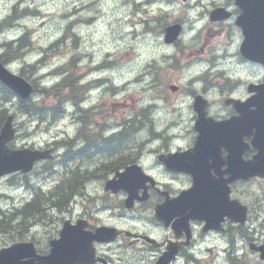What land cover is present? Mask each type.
I'll return each mask as SVG.
<instances>
[{"label": "clouds", "instance_id": "1", "mask_svg": "<svg viewBox=\"0 0 264 264\" xmlns=\"http://www.w3.org/2000/svg\"><path fill=\"white\" fill-rule=\"evenodd\" d=\"M15 3V0H0V6H2L5 10V16L0 17V20L6 18L7 15L11 14L12 4ZM233 7L238 5L237 0H231ZM199 4V8H206V4L200 3V0H165V4L158 7L160 8L159 16L162 20H167V18H171L173 21L179 20L181 23V31L177 33V41L179 44L175 43H165L159 28L157 27L156 21L150 19V30H145L143 26H141L140 33L136 36V39L128 40L127 43L132 49L133 59L129 62H126V66H121L117 68H113L106 73L108 82L101 86H93L91 85V78L87 81H78V85L81 88H85V85H89L85 88L82 93V97L77 99L76 103H73L71 98H68L64 101L63 107L67 110L69 114L73 113L77 109H79L82 113H86L89 110L96 109L107 97L108 93L104 91V89L109 86L118 87L116 84L117 78L123 81L125 78L129 81L128 91L136 96L141 107H149L150 105L156 104L157 107L154 111L150 112V119L153 121L152 130L156 133L165 132V128L167 127V138H168V146H167V156H173L176 154H184L185 152L194 148L197 143L196 140H192V134L194 129L192 127V116L191 113V95L192 93H196L197 95H202L205 98L208 97L209 93H211L212 100V112L210 114L211 119L214 122H225L230 120L232 117L238 116H229L228 111L224 104L221 102L224 98L231 97L232 101H239L244 103L249 100L248 87L250 83H258L259 86L264 85V75L259 77V80H249L245 76H238L231 71H225V78L230 82L231 87L225 90H221L219 87L213 86L206 90L205 88V80L203 77L205 73L212 74V70L210 69L207 63H204L202 66V71L199 74H195L194 76H189V66H181L178 75L179 81L185 85L186 88L190 89L189 92H186L183 96L177 99V102L171 108H164L162 106V102L153 98L152 95V74L147 70L148 65L154 64L161 69L167 68L173 62V58L176 55L178 47H188L195 40L198 32L204 29L207 24V19L204 17L197 5ZM239 6V5H238ZM96 8L102 9L103 14H107L113 9L117 7L115 4H107V3H96ZM129 11L131 10V5L128 6ZM244 9L239 6V13L242 15ZM139 15V13H138ZM145 19H149L145 17ZM122 24V22H121ZM112 27H116V25H112ZM73 32H79L78 28H73ZM244 31L237 33V39L234 43L230 44L227 54L230 57V60L226 63H236L241 65L242 67L247 66L249 64V60L246 58L247 56L243 53L242 49L239 47L240 41L244 39ZM7 40V30L0 35V43H4ZM5 51L4 48H0V54ZM27 53V50H25ZM37 57L32 54H27L23 57H16L12 60H9L8 63L14 64L17 68V72L14 74H20L26 66L31 65ZM100 62V57H96L95 60L91 61V64H98ZM58 65L55 63L50 64L51 68H56ZM42 69L37 67L36 71L32 74V78L38 81V86L40 88H49L51 84L47 79H45L42 75ZM66 74H61L58 76L53 83H59ZM250 75L255 76V73H250ZM139 78L138 80H134V78ZM33 99H39V97H34ZM0 110H4L3 106H0ZM250 110L255 111L256 105H250ZM175 113L174 116L171 113ZM163 115L166 120H168V125H163L160 123H156L157 118ZM28 117L26 115L20 116L16 120V130L18 135L21 137L26 133H31V128L24 126L25 121H27ZM175 123V126H171ZM101 124L104 125L100 128V135L104 138H107L113 134L115 130H117V124L112 117L106 118L104 121H101ZM82 125H78L80 127ZM90 128H96L97 125L92 123L89 125ZM256 129H253V135H255ZM3 130H0V135H2ZM246 136V135H245ZM242 137L243 142L247 144V141ZM75 139V144L73 145V151L83 148L86 141L84 139H77L75 135L71 137ZM188 138L192 140V146L187 148H182L179 144L176 143L177 139H185ZM5 142V141H4ZM163 140L159 137L153 138L150 133L147 132L146 128H140L136 133L133 134V139L130 144V147H135L137 149L136 152V162L138 164L137 169L139 173L144 177V180H147V177L144 176L143 170H159V172H165L166 167L163 163H157V160L160 159L164 155H161L164 152V149L161 148ZM143 145V147H140ZM259 150V149H258ZM67 151V148H62L58 155H62L63 152ZM221 156L224 160H227L229 156V152L226 148L221 146L220 148ZM164 156V157H167ZM243 161L249 162L253 158L244 159L243 152L241 154ZM209 163H212L209 160ZM228 165L224 163L221 165V171L223 165ZM210 174L214 178H218L216 174L215 168L209 169ZM167 174L170 178L176 181V185H183L186 180L190 179L192 173H188L185 171H175V170H167ZM116 181L120 180V177L115 178ZM88 183L96 184L97 190L89 193L91 197H95L94 208L99 209L102 204L101 199V187L100 181L93 179ZM182 193V192H181ZM180 193V195H181ZM258 197H264V189H258L256 187H249L248 189V200L249 204H253L254 201ZM165 202H163L164 204ZM162 204V205H163ZM166 231H161L158 235V239H164L167 237ZM235 247L236 251L234 255L237 258L245 259V264H264V258L260 254H256L251 252L247 247V238L242 235H237L232 237L231 241L227 237H221L220 243L217 245L218 248L230 249ZM261 253H264V249L260 250ZM189 255L193 257L194 260H199L202 256L203 249L200 247L199 243L194 244L192 247L187 249ZM166 253H162L161 258ZM170 257L167 260H171ZM33 264H37L35 259L32 260ZM19 264H24V261L20 258ZM119 264H154L153 256L150 250L148 249H124L120 253V261ZM179 264H186L184 260H181Z\"/></svg>", "mask_w": 264, "mask_h": 264}, {"label": "rangeland", "instance_id": "2", "mask_svg": "<svg viewBox=\"0 0 264 264\" xmlns=\"http://www.w3.org/2000/svg\"><path fill=\"white\" fill-rule=\"evenodd\" d=\"M18 1H21L22 3L16 9L17 12H22V9L28 8L25 13L22 12L21 14H19V17L25 14L29 15L24 17L23 21H17L20 22L19 24L13 27L6 28L7 40L4 43H0V48L5 49L6 45L4 44H7L9 41H12L15 46L19 47L20 44L18 42L20 41L18 39L21 38L26 32V24L30 29L33 30V38L36 42L37 48L40 47V44L43 45L44 48L51 46L53 42H55L64 34L65 29V33H67V31L69 32L74 27L79 29L78 36L70 38V40L65 39L63 45L59 46V48H65L58 52H56V50L45 52V49L42 51V49L37 50V48L35 49L33 47L29 50L27 46L23 45L22 49L24 50V54L21 57L27 54H32L37 57V59L32 64L37 63V60H39L40 58L44 59V56L48 55L50 57L48 64L45 60L37 67H40L43 70V77L47 79L51 85L54 84L53 81L57 77H55V74H50V72L55 69L51 68L50 64L55 63L58 66H65L66 61L73 55L75 56L76 67L71 66L70 69H73L75 71L78 78L82 77V79L78 81H87L93 76H97V72H99V69H97L96 66L113 65V68H117L126 66V62H129L133 59L132 49L127 41L129 39L134 41L136 39V36L139 34L136 28L138 29L140 28V26L132 25V22L134 23L136 18H140L141 13H139V15H135V13H131L132 10L130 11V13H128L129 7L125 4V0H15V3L12 4L11 11ZM96 3L115 4L117 5V7L109 13L103 14L102 9H98L95 7ZM158 5L160 4L156 3L148 7V12L152 13L157 11L159 9ZM30 9L32 10V12H30ZM34 11L37 12L36 16H34ZM78 14H80L83 19H79ZM2 16H5V10L2 6H0V17ZM6 17H8V15ZM77 20L78 22H73ZM159 22L164 23L165 20L161 19V21ZM112 25H116V27H112ZM4 32L5 29L0 35H2ZM68 36L69 34L66 38H69ZM213 46L218 47V43H214ZM67 47L70 48L68 49ZM189 48L190 47L188 46L183 50L177 51L175 57L173 58L174 60H179L181 66H184V64H186L190 59L188 55L190 50ZM56 49H58V47H56ZM25 50H27L28 53H26ZM96 57H100V62L94 65L91 64V61L95 60ZM79 59L80 62L77 61ZM13 66L15 68L12 70L17 72L16 66L14 64ZM152 66H154V64H152ZM31 69L32 68L30 67V65L25 67L24 74L26 77H30L31 80H35L32 78V74L36 70ZM179 71L180 69H175L170 64L167 68L162 69V71L157 74L160 83L152 81L151 88L152 95L154 94L153 98L162 102V106L166 109L172 107L170 105L171 101L177 100L179 97L185 94L184 91H187L185 85L182 84L178 79L177 74L179 73ZM90 72L91 74L88 75ZM190 72L191 70H189L188 74H190ZM237 72L240 74H244V72L239 70H237ZM45 73L46 76H44ZM104 77L108 82L107 76ZM161 77H166L167 81L169 80L171 82L180 84L182 87V89L180 90L181 94L174 99L172 96L169 101H166L163 96L165 95V91L168 90V84L170 83H168L166 87L164 85L162 90ZM252 77L255 76L252 75ZM125 80H127V78H125L123 81ZM78 81L75 78V82ZM123 81L117 78L116 83L120 84ZM37 89L40 90L39 87H37ZM74 91L75 95L79 97L84 91V88H81L79 85H77ZM107 97H110L111 104L107 105L108 112L103 111V113L108 114L107 117L114 118L115 122L119 121L120 118L123 119L124 117L134 115V112L137 111L140 106L136 96L132 95L128 91V89L119 94H108ZM0 106H3V108L7 107L9 112H13L16 114L17 118L25 115L19 110L18 101L15 99ZM152 111H154V109H152ZM85 114L86 113H82V115L80 114V118L84 120L86 118ZM171 115L174 116V113H171ZM26 116L28 117V119L27 121H25L24 126L31 128V133H26L24 136L18 137V139L16 140L17 146H22L24 144L44 146L45 143H50L55 138L62 139L67 135L72 137L76 132L77 124L74 122V119L72 117L63 118L60 120L58 119L56 123L49 126L46 123L38 124L37 122L39 121L36 122L34 121L33 117H30L29 115ZM166 121L168 120H166L164 116L161 115L157 118L156 123L165 124ZM48 122L51 121L48 120ZM151 123L150 126L144 124V126L148 128L149 131L150 128H152ZM38 126L40 127V129L36 130ZM46 126H49L50 128L47 131H45ZM149 131L147 130V132ZM68 144L70 143H66L65 145ZM65 145L63 147L67 148ZM68 150L73 151V147ZM86 156L87 154H80V156H77L76 158L81 160L86 159ZM56 162L57 161L52 164V168ZM70 163L71 162H69L68 165H70ZM47 165L51 166V164ZM63 165L65 166V163L60 164V166H56V168H53L50 173L44 172L46 170V167L40 165L37 170L32 175H30V177H32V180L34 182L45 183L46 187L48 186V184L53 185L56 180L59 179V176H61L62 169L64 168ZM15 178L16 181L14 182L10 180L9 176L0 180V206L4 210H6L8 207H12L14 200L2 197L1 193L13 192L14 190L12 184H19L24 182V178L20 177L19 175ZM93 179L99 180V177H92L91 180ZM83 186L84 185L82 184V187ZM55 198L57 200L61 199L56 196ZM61 216L62 213L60 211L50 210L47 216L38 219L37 223L35 224L32 223L34 226H28V228L31 230L27 234V237L37 238L40 242V245L42 247H45L47 245V241L45 238H52L53 236H56L58 234L61 227ZM26 227L27 226H25L24 228H19L18 225H14L12 227L9 224H5L3 228L9 229L2 230V232H0V246H4L9 243V238H13L11 237V234H18V230L25 229ZM20 234H25V232L22 231ZM242 260H244L242 262L245 263V259ZM218 264H228V261L227 259H223L219 261Z\"/></svg>", "mask_w": 264, "mask_h": 264}, {"label": "flooded vegetation", "instance_id": "3", "mask_svg": "<svg viewBox=\"0 0 264 264\" xmlns=\"http://www.w3.org/2000/svg\"><path fill=\"white\" fill-rule=\"evenodd\" d=\"M165 1V0H164ZM200 3L206 4V8H199V4L197 5V8L199 9L200 13L206 17L207 24L205 25L204 29L198 32L195 40L192 42L189 47L191 48V56H199V58L205 59L206 62H208V65L210 69L212 70V74L205 73V76L203 79L211 78L213 81H219L218 84H221V90H225L231 87L230 82L225 78V71H231L235 74H237V70H244V74L246 76H251L250 73H255V77L253 80H259V77L261 75H264V64L252 62L249 61V64L247 66L242 67L239 64L236 63H226L230 60H224L221 58H217V56H211L212 52H214L215 48L213 45L214 43H218V47L221 48V54L228 55L227 50L230 46V44L234 43L237 39V33L241 32V28L236 24V20L239 17V6L233 7L231 0H200ZM217 7H222L224 9H227L230 11V17L218 21H211L209 16L213 9ZM255 8H262L263 6L257 3H254ZM159 12L160 10H157L155 15L153 16V19L157 22L159 21ZM145 21V24L148 25V23ZM180 22L179 20H175ZM243 40V39H242ZM240 41V43L242 42ZM175 44H179V42H176ZM240 47V45H239ZM181 47H178L180 49ZM229 56V55H228ZM258 84V83H257ZM211 95V93H209ZM195 96H197L196 93H192L191 95V113L194 115L192 116V127L194 129V121L196 119L195 110L193 108V101ZM231 97L224 98L221 102L226 107L229 116H236V108L233 105V103H227V99ZM209 110L211 111V108L213 107L211 98L209 99ZM210 113V112H209ZM165 125V124H163ZM164 133V132H163ZM163 133H157V134H163ZM195 135L197 133L194 132L192 134V140H196ZM247 141V149L244 151V157L246 159L251 158L255 154V147L251 142L252 137L251 136H245L244 138ZM192 140L187 139V145L183 148H187L192 146ZM108 142L112 143L111 138L107 139ZM118 139H116L115 142L117 143ZM132 142V140L130 141ZM128 142L124 143V141L121 142L122 149L121 152L123 153L122 156L126 157V160H124V164L122 168L126 167L130 163L136 162V152L137 149L135 147H130V143ZM226 141H221L219 144V148L224 146ZM228 143V142H227ZM128 146L129 148H126ZM143 146V145H141ZM140 146V147H141ZM161 148L164 149V152L167 153L166 149L167 146L162 143ZM227 149V148H226ZM228 150V149H227ZM131 152V156H127L124 153ZM229 152V150H228ZM161 153V154H162ZM122 156H119L116 158V161L119 160ZM209 160L212 161V163H209ZM229 156L227 160H224L221 156L220 149L218 151V154L216 157H206V169L205 174L209 179L213 182L217 183H224V181L232 175L233 173L230 172V166L228 164ZM122 162V161H121ZM157 163H163L166 167V171L163 172L164 174H167V170H170L167 165L164 162H161L160 159L157 160ZM227 163L228 165L222 166L221 171V165ZM117 164H105V163H99L95 171H98L96 174L97 177H99L100 181V187L102 191H104V183L105 178L109 177L113 172V170L116 168ZM210 168H215L216 174L218 175V178H214L210 172ZM147 172L151 173L155 177H158V170H149L146 169ZM91 176H83L82 180H87ZM258 180V177L250 178L249 180H237L233 179L229 183L230 187V196L232 198L236 199V196L241 197L240 192H238V188L241 184L244 186L248 185H254L255 182ZM264 180V179H263ZM188 185L191 183V178L187 180ZM157 185L159 188H163L161 190H165L169 192V195H173V191L168 190V188L165 186V184L161 181H157ZM90 186L97 189L96 184H91ZM248 189L247 191V197L248 200ZM264 189V186L261 188ZM157 189L152 188L147 194L143 193L142 190L139 191V196H146L143 199L136 198L134 200V203L131 207H128L127 205V197L128 192L125 190H120L117 193L111 194L112 197H108L102 199V204L99 209L96 208H88L82 206V208L77 211L76 213H69L70 219H72L74 222H76L79 219H86L89 222L88 229H93L95 224H90V214L92 213V216L95 218V223L97 224H107V225H115L116 227L120 228L123 233L117 238L116 244H119L118 248H121V251L118 252V256L120 257V253L124 249L135 250V249H148L151 251L153 256V261L155 262L162 253H165L168 250L169 246H173L177 250L176 260L173 264H179L181 260H184L187 258H193L191 255L188 254L187 249L192 247L196 243H203L204 238H221V237H227L232 238L237 235L245 236L246 238H264V233L262 231L254 230L252 232V235L248 234L250 232L249 226L251 225L254 218H257L260 216L256 212V210L260 209L263 206L264 197H258L256 200H258V203L249 204L246 200V202L249 205V213H248V219L245 224L240 225L236 223L235 220H232L229 217H224L221 222L215 225L213 228L206 227L207 221H200L199 219H192L189 220L188 224L177 221L178 216H175L173 219H170L167 223L162 222L158 220L155 217V210L156 206L161 203L165 196L163 195V192ZM32 203L30 202L23 210H19L18 212L23 214L24 216L28 217L31 216L32 212ZM103 210H108L103 211ZM100 211H103L100 213L98 217H96V214ZM115 215V218L113 217V214ZM113 217V218H112ZM113 219V220H112ZM161 231L167 232V237L164 239H158V235ZM114 244V243H113ZM113 244L103 245V244H97L98 249V255L103 256L106 258L107 261L112 262L113 261V254L112 252H107L106 247L111 246ZM216 248H214V251L211 252L212 258L216 257L218 255V247L215 245ZM207 250L209 248H206ZM211 258V259H212ZM217 258V257H216ZM202 263H204L202 260H199ZM198 262V260H196ZM201 262H199L201 264ZM235 263V262H234ZM96 264H104L103 262H98ZM119 264V262L117 263ZM187 264V262H186Z\"/></svg>", "mask_w": 264, "mask_h": 264}, {"label": "water", "instance_id": "4", "mask_svg": "<svg viewBox=\"0 0 264 264\" xmlns=\"http://www.w3.org/2000/svg\"><path fill=\"white\" fill-rule=\"evenodd\" d=\"M177 31L178 26L169 27L167 30V40H174L177 37ZM246 35L247 38L250 37L251 41L253 38L251 32L246 31ZM247 42L249 43V39ZM243 53L252 59L264 61V50L249 49L247 46H245ZM0 79L6 85L19 93L23 98H28L33 90V86L25 78L9 71L2 62H0ZM239 106L240 105L237 106L238 109ZM241 111L246 116L236 119V130L238 125H247L249 123V113H253L255 116L261 118L260 121H264V109H259V111L255 110L252 112L248 105H245L242 106ZM13 119L14 116L9 115L1 129L3 130V133L0 135V176L19 169L22 171H29L32 169L35 160L49 157V151L31 149L14 150L9 147L8 143L15 137ZM257 129L258 136L255 144L260 149V154L259 156L257 155L255 157V160L252 163L251 171L253 174H256L257 171L264 170V143L261 141V139L264 137V130L259 124ZM239 162V160H236V163ZM245 167L247 168V166ZM61 236V240L52 241V252L50 255L46 257L44 256L42 258L38 257L40 262L45 264H72L75 261L84 260L82 258L78 259V255L87 251V243H85L84 240V238H88L87 235L85 233H79V231H76L74 227L66 224ZM251 247L256 250L264 249V245H252ZM24 252V244L14 245L11 248L5 249L0 252V264H10L14 260L16 263L13 264H19V260L24 256ZM261 256L264 258V253H261Z\"/></svg>", "mask_w": 264, "mask_h": 264}, {"label": "trees", "instance_id": "5", "mask_svg": "<svg viewBox=\"0 0 264 264\" xmlns=\"http://www.w3.org/2000/svg\"><path fill=\"white\" fill-rule=\"evenodd\" d=\"M25 38L29 41L28 34L25 35ZM28 41L24 42V38H23V42H21V43H25V44H20L19 47H16V48L13 47V45H12L13 42L9 43L8 45H9L10 48L9 49L7 48V50H14V51L9 53V55L7 56V59L10 60V59H14L16 57H21L24 54V51H22V47H23V45L28 46L30 44V41H29V43H28ZM30 46H31V44H30ZM53 47H56L55 43L53 44ZM43 60L44 59L40 60L37 64L43 62ZM72 62L73 61H71L70 63H72ZM37 64H35V67H34V64L30 65V67H32L31 70H36ZM71 80L74 81L73 76L70 74V79L69 80L67 79L66 81H64L63 83L59 84L56 88H54L52 90H55V92L61 94L63 89H65V88L68 89L69 88V94L74 92V87H70L69 84L67 83L68 81L71 82ZM49 91H51V89ZM49 91L47 90V91H45V93L49 94L48 93ZM38 92H42V91L38 90L37 87L35 86V93H38ZM12 96H14V94L6 86H4V85H2L0 83V105H2L4 101H7L8 98H10ZM62 98H63V93H62ZM2 100H4V101H2ZM59 100L61 101L62 99H59ZM19 101H20L19 107H20V110L22 112H26L27 114L36 116L37 118H39V120L45 119L46 118V114H47V112L50 109H51V111L54 112V114H56L55 111L57 110V106H56V110H55L54 106L47 107L45 104H43V103L40 104L38 101H35V100H32V99H30L28 101H22V100H19ZM3 109L4 110H0V128H1V125H2L3 120L5 118V115H6L7 111H8L6 108H3ZM33 111H41L43 113L34 115V114H32ZM69 186L74 187L72 182L69 184ZM66 194L69 197L71 195V192L69 190H66ZM68 197H63L61 199L63 201H66L68 199ZM52 203L55 204V205H58V203H55V202H52ZM36 208H37L38 211H40L39 204L36 205ZM34 210H35V208L33 209V211ZM9 228H3V225L0 224V229H1L0 232H2V230H6V229L8 230Z\"/></svg>", "mask_w": 264, "mask_h": 264}, {"label": "bare ground", "instance_id": "6", "mask_svg": "<svg viewBox=\"0 0 264 264\" xmlns=\"http://www.w3.org/2000/svg\"><path fill=\"white\" fill-rule=\"evenodd\" d=\"M19 2V3H18ZM17 3H16V5L13 7V10L12 11H16V9L21 5V1H18ZM30 8V7H29ZM26 10H28V8H24V9H22L21 11L23 12V13H25L26 12ZM30 12H32V10L30 9ZM29 14H25V15H23V16H21L20 18H24V17H26V16H28ZM20 22H17L16 21V19H15V17L14 16H11L6 22L4 21V23L3 24H0V34L3 32V30L5 29L6 30V28H8V27H13V26H15V25H17V24H19ZM25 35H26V32L24 33V35L21 37V38H19L18 40L20 41V42H18L19 44H25V43H21V42H23V38H24V42H27L28 40L25 38ZM15 41V40H14ZM11 43V42H10ZM28 43H29V41H28ZM12 45H13V47H17V46H15V44L14 43H12ZM27 45V44H26ZM30 48H29V47ZM27 47H28V49L30 50L31 48H32V46H30V44L28 45ZM7 48L9 49L10 47H9V45L7 44L6 46H5V49H6V51L3 53V54H5L6 56H8L9 55V53L10 52H13L14 50H7ZM54 50V48H50V49H46L45 50V52H50V51H53ZM81 57H83V56H81ZM80 57V58H81ZM79 61H80V59H79ZM42 63V62H41ZM40 63V64H41ZM35 64H37V63H35ZM35 64H34V67H35ZM40 64H37V66H39ZM32 65V64H31ZM32 68V67H31ZM64 68H65V66L64 65H60V66H57L53 71H51L50 72V74L51 75H53V74H55V77H58V76H60L61 74H66V75H64V78L59 82V83H54V84H52L51 85V87H49L50 89H54V88H56L59 84H61V83H63L64 81H66L67 79L69 80L70 79V75H68V73L70 72V71H72V69H70V68H68L67 70H65L64 71ZM60 72H58V71ZM44 76H46V73L44 74ZM70 81H68L67 83L69 84V86L70 87H76L77 85H78V83L77 82H75V81H72L71 80V82L69 83ZM96 83H100V85L102 84V83H107V80H106V78L104 77V76H101V79H97L96 81H95V84ZM36 87H39L38 86V82H36V85H35ZM40 88V87H39ZM47 89L48 88H40V91H42V92H38L37 93V96H40L41 94H43V93H45V91H47ZM68 98H71L72 99V101L73 100H75L76 99V96H75V94L74 93H72L69 97H67V98H65L64 100H63V102H62V105H63V103H64V101L66 100V99H68ZM61 105V107H60V109H59V111H61V109H63L64 107ZM41 113H43V112H41V111H33V113L32 114H41ZM86 122V121H85ZM152 126H153V121H152ZM156 133V132H155ZM163 133V132H162ZM109 138H111V140H112V143L113 142H115L116 141V139H118V137H117V135L116 134H112ZM66 147H67V150L68 149H70L71 147H72V145L71 144H68V145H65ZM228 261V263H231V264H234V261H230V260H227Z\"/></svg>", "mask_w": 264, "mask_h": 264}]
</instances>
